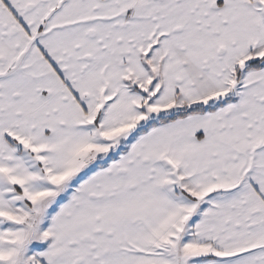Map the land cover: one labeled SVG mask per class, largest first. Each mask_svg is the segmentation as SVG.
I'll use <instances>...</instances> for the list:
<instances>
[{
  "label": "snow or ice",
  "instance_id": "1",
  "mask_svg": "<svg viewBox=\"0 0 264 264\" xmlns=\"http://www.w3.org/2000/svg\"><path fill=\"white\" fill-rule=\"evenodd\" d=\"M0 264H264V0H0Z\"/></svg>",
  "mask_w": 264,
  "mask_h": 264
}]
</instances>
